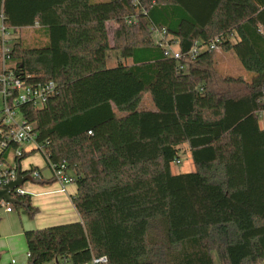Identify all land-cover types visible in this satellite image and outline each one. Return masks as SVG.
Wrapping results in <instances>:
<instances>
[{"label": "trees", "instance_id": "1", "mask_svg": "<svg viewBox=\"0 0 264 264\" xmlns=\"http://www.w3.org/2000/svg\"><path fill=\"white\" fill-rule=\"evenodd\" d=\"M1 16L45 37L15 42L5 65L28 85L57 84L44 107L20 109L48 167L75 182L81 217L25 231L26 264H264V0H0ZM219 49L249 81L217 74ZM111 50L131 64L108 68ZM1 57L0 36V73ZM145 94L154 110H139ZM185 144L197 170L174 175ZM17 198L32 219L31 196Z\"/></svg>", "mask_w": 264, "mask_h": 264}, {"label": "rangeland", "instance_id": "2", "mask_svg": "<svg viewBox=\"0 0 264 264\" xmlns=\"http://www.w3.org/2000/svg\"><path fill=\"white\" fill-rule=\"evenodd\" d=\"M100 1V0H97ZM134 17V16H132ZM133 18H127V22L132 20ZM1 19H0V27H1ZM129 24V23H128ZM118 28V24L116 22H109L107 24L108 29V37L110 46L114 47V34L115 30ZM1 33V32H0ZM5 39L8 41L7 46L11 48L15 42L24 41L27 45L30 46H39L45 43V37L40 33H37L36 30L26 29L21 32H15L13 30H7V34L5 35ZM154 39L156 43L162 42L163 45L167 48V50L171 53H178L179 46L176 41H174L171 37H167L162 33L156 32L154 34ZM216 63H215V71L222 77L231 76V77H241L246 81H249L248 72H246L241 65L236 61L235 56L232 53L222 52L220 49L216 52ZM124 64H131L130 60H122L120 59V54L116 50H111L108 53L107 67L114 68L119 62ZM3 67V66H2ZM222 87L224 85L222 84ZM226 88L231 89L234 95H244L248 93V89L246 85H235V84H225ZM140 111L145 110H154V104L150 94H145L141 100ZM18 120L22 119L20 116ZM261 128H264V113L261 115L260 121ZM30 146L24 145L23 150H28ZM179 160L172 164L171 172L174 175L182 174V173H193L197 169L192 160V154L188 145H182L180 147ZM23 167H27L30 169L31 166L39 167L42 176L45 179H52L53 173L52 170L48 167L46 159L44 155L40 151H35L30 154H27L24 160H22ZM57 183V182H56ZM69 184H75V182H70ZM53 184L48 185H34L30 182H26L24 186L21 188L23 192H26L28 195L32 197L31 192L35 189H43L44 187H51ZM61 186V185H60ZM62 188V187H61ZM8 205L0 206V264H11L13 260L17 261H26L27 260V245L24 238V232L29 230V225L34 220L28 216L26 212L22 209L12 208V214L6 212V208ZM12 207V206H11ZM216 258V257H215ZM216 262L218 263L217 259Z\"/></svg>", "mask_w": 264, "mask_h": 264}, {"label": "built area", "instance_id": "3", "mask_svg": "<svg viewBox=\"0 0 264 264\" xmlns=\"http://www.w3.org/2000/svg\"><path fill=\"white\" fill-rule=\"evenodd\" d=\"M1 19L0 36L2 37V64L3 71L0 73V188L3 185L8 184L9 181L14 180L17 174V167L21 165L20 158L35 151H40V146L37 143L36 127L33 124L28 123L21 112L20 107L25 104H32L36 108L44 107L48 100L55 94L57 90V84L53 81H49L37 86H31L25 83L13 70H8L5 62L9 57L11 48L7 46L8 41L5 39L7 29L3 23V17ZM132 23V20L128 21ZM222 38L218 37L209 47L210 50L218 49L219 44L222 42ZM164 46V45H163ZM198 48L191 51V55H196ZM169 52V51H168ZM175 59H180L181 54L171 53ZM22 119L18 120V117ZM4 117V119H3ZM30 146L28 153L23 150V146ZM52 170L53 177L56 182L64 186L72 182L64 171L65 166L60 167L51 164L49 167ZM29 170V169H28ZM27 170V171H28ZM37 180L38 172H28ZM26 194L21 189H16L14 197H18ZM2 205H7L3 203ZM6 212H12V207L8 205ZM30 257L27 254V260ZM26 260V262H27ZM17 263L15 260L11 264H26ZM86 264H108V258L106 256L94 257L91 262Z\"/></svg>", "mask_w": 264, "mask_h": 264}, {"label": "crops", "instance_id": "4", "mask_svg": "<svg viewBox=\"0 0 264 264\" xmlns=\"http://www.w3.org/2000/svg\"><path fill=\"white\" fill-rule=\"evenodd\" d=\"M21 166L23 170H28L27 167H23L22 163ZM64 189L63 192V185L57 182L53 183L50 188H39L31 192V204L37 209V213L31 219L34 221L30 223L29 230L26 231L81 222V217L73 204V198L77 195L76 184H66ZM16 262L25 263L26 261L17 260Z\"/></svg>", "mask_w": 264, "mask_h": 264}, {"label": "water", "instance_id": "5", "mask_svg": "<svg viewBox=\"0 0 264 264\" xmlns=\"http://www.w3.org/2000/svg\"><path fill=\"white\" fill-rule=\"evenodd\" d=\"M26 182H30L32 184H43L41 180H37L32 177L27 170H23L22 166L19 165L17 167L16 178L0 188V206L5 203L10 206H22L27 208V205L21 202L17 197L13 196L16 193V189H21Z\"/></svg>", "mask_w": 264, "mask_h": 264}]
</instances>
